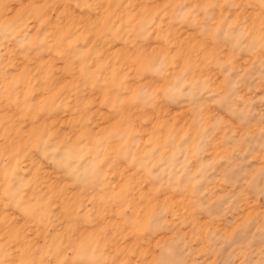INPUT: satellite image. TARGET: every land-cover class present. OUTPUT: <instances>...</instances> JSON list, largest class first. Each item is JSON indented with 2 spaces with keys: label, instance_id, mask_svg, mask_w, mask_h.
Segmentation results:
<instances>
[{
  "label": "rangeland",
  "instance_id": "rangeland-1",
  "mask_svg": "<svg viewBox=\"0 0 264 264\" xmlns=\"http://www.w3.org/2000/svg\"><path fill=\"white\" fill-rule=\"evenodd\" d=\"M0 264H264V0H0Z\"/></svg>",
  "mask_w": 264,
  "mask_h": 264
}]
</instances>
